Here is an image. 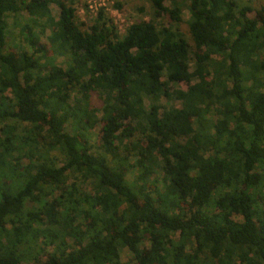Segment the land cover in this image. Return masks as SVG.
<instances>
[{
    "label": "trees",
    "instance_id": "trees-1",
    "mask_svg": "<svg viewBox=\"0 0 264 264\" xmlns=\"http://www.w3.org/2000/svg\"><path fill=\"white\" fill-rule=\"evenodd\" d=\"M150 1L0 0V264H264V7Z\"/></svg>",
    "mask_w": 264,
    "mask_h": 264
},
{
    "label": "rangeland",
    "instance_id": "rangeland-1",
    "mask_svg": "<svg viewBox=\"0 0 264 264\" xmlns=\"http://www.w3.org/2000/svg\"><path fill=\"white\" fill-rule=\"evenodd\" d=\"M67 3H73L74 7L77 9L78 21L84 22L86 24L94 23L97 18V12L100 8L105 9L107 17L113 20V23L118 28V32L121 36L126 33V29L133 23L142 21V20H152L154 18V9L152 2L150 0H65ZM240 5L245 6L249 5L252 8V11L249 13L251 18L256 16V11L264 7V0H237ZM102 3V5H100ZM165 5L170 6V2L165 0ZM120 6H117V5ZM51 9L54 16L58 19L60 15V9L55 4H51ZM183 22L174 26H178L182 33L185 34L186 39L191 42V37L189 34L188 26L186 21L190 17V13L187 9H184ZM28 14L26 11L20 13V19L23 23L27 20ZM155 22L161 27L162 25L169 26L171 23L162 19H155ZM10 26H12V19L9 18ZM18 29L15 31L16 33ZM21 38L16 37L15 35L9 41V47H17L21 44L19 42ZM43 42H47V39H43ZM57 63L62 64L64 59L62 57H56ZM188 85L185 83L173 84V88L176 89H187ZM147 101V99H145ZM163 106L169 108L172 106H180L181 102L175 98L164 97L160 102ZM148 106V102H146ZM99 127L97 128L98 132ZM95 135V132H94ZM130 177V176H129ZM153 179V177H152ZM74 180H69V186L74 183ZM91 183L88 182L85 184V189L91 193ZM235 219L240 220V216L235 215ZM133 255L128 249H124L122 253V263L123 264H132Z\"/></svg>",
    "mask_w": 264,
    "mask_h": 264
},
{
    "label": "built area",
    "instance_id": "built-area-1",
    "mask_svg": "<svg viewBox=\"0 0 264 264\" xmlns=\"http://www.w3.org/2000/svg\"><path fill=\"white\" fill-rule=\"evenodd\" d=\"M100 5H102V3Z\"/></svg>",
    "mask_w": 264,
    "mask_h": 264
}]
</instances>
